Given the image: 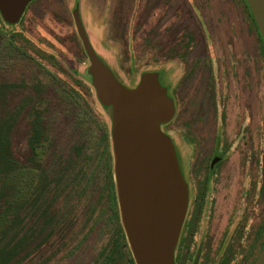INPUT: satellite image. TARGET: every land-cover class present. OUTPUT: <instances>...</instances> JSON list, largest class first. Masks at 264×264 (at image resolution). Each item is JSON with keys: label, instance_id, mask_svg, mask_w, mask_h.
<instances>
[{"label": "rangeland", "instance_id": "374dc122", "mask_svg": "<svg viewBox=\"0 0 264 264\" xmlns=\"http://www.w3.org/2000/svg\"><path fill=\"white\" fill-rule=\"evenodd\" d=\"M70 6L32 0L19 22L0 17V264H129L132 258L112 170L109 176L112 106L102 105L91 85L75 14L120 85L133 90L144 74L156 75L175 111L162 132L189 180L219 129L220 144L230 145L231 205L233 190L246 187L253 202L261 187L251 218L230 217L225 251L227 264H252L264 244V49L244 0H74ZM32 132L40 136L37 157L24 161ZM189 180L186 210L197 190ZM220 253L199 264H214Z\"/></svg>", "mask_w": 264, "mask_h": 264}, {"label": "water", "instance_id": "95a60500", "mask_svg": "<svg viewBox=\"0 0 264 264\" xmlns=\"http://www.w3.org/2000/svg\"><path fill=\"white\" fill-rule=\"evenodd\" d=\"M32 0H0V17L19 22ZM264 48V0H244ZM75 27L89 61L91 85L102 105H111L113 176L121 224L134 264H174V249L187 204L170 138L160 126L174 116V105L155 74L138 86L120 85L89 44L80 18ZM253 264H264V244Z\"/></svg>", "mask_w": 264, "mask_h": 264}, {"label": "flooded vegetation", "instance_id": "af4514ba", "mask_svg": "<svg viewBox=\"0 0 264 264\" xmlns=\"http://www.w3.org/2000/svg\"><path fill=\"white\" fill-rule=\"evenodd\" d=\"M67 5L68 4H66V6ZM71 17L73 20V26H74L73 28L81 44V49L83 50L82 43L80 41V38L77 33V29L75 27L74 16L71 15ZM53 31L55 30L47 31L48 37L52 38L55 44L58 45L61 50L66 51L63 45V39L60 38V36L57 37L58 38L57 39L56 36H54V34L52 33ZM259 43H260V48H263L260 37H259ZM51 53H54V56L52 57L59 56L56 51L52 50ZM83 53L87 58L84 50ZM212 65L211 68L213 71L214 68L212 67ZM212 76L214 77V74ZM221 121H222L221 117H218L219 125ZM180 130L182 131V128ZM162 131H164V133L167 132L166 129L164 128V125ZM180 137L183 138L182 135H180ZM220 139H221V132L219 133V129H217L214 136L213 147L212 150L209 152V155L206 156V158L204 157V154H201L199 157H197L199 159H197V164L191 171L192 174L191 180H189L186 175V171L185 168L183 167L179 152L176 153L177 163L183 181L186 182V184H187V180L191 181L192 185L195 183V185L197 186V190L193 196V201L191 202L190 206L187 207L186 214L180 229V233L177 238V242L174 249V255H173L174 264H190V262L192 261L191 258H193V263L196 264L202 262V258L205 259L212 258L214 260L216 256L215 254L216 251L219 252L221 251V253L224 252V255L222 256L221 259H219L221 255L220 253L218 257L219 260L215 263L227 264L228 260L225 255V251L230 243V230H229L230 221H231L230 217L233 216L237 219L240 218V215H242L246 218L247 216H250L251 218L252 215L251 212L254 211L255 207L257 206L256 204L260 202L261 199L260 196L262 194L261 187L255 189V200L253 202L251 200L252 192L245 187L244 188V190H246L245 192L244 190L240 191V189L238 188L236 190H233L234 199L232 201L233 205H231L232 191H231V185L229 184L230 178L229 177L227 178L228 174H230L229 171L230 166L227 163V159L230 156V145L229 143L226 145L224 142L220 144ZM204 158L206 159V163L202 165V160ZM243 170H244L243 173H247L246 169ZM259 177L261 176L259 175V171H258L256 172V178H255V182L258 185V187H259L258 184ZM241 182L243 183V185H245L244 180ZM259 212H261V210H259ZM225 215L227 216V219H226V223L224 224L223 219ZM258 217L259 216L257 215V218ZM250 226H252L251 221H248L246 224H244L243 227H245V232L248 233L251 232V230L249 229ZM221 227H222V231L221 233H219ZM260 227H261V222L255 228L256 233L259 231L260 234L261 232ZM262 247L263 245L261 246V249ZM190 249L192 250L191 251L192 255L189 251Z\"/></svg>", "mask_w": 264, "mask_h": 264}, {"label": "trees", "instance_id": "16d2710c", "mask_svg": "<svg viewBox=\"0 0 264 264\" xmlns=\"http://www.w3.org/2000/svg\"><path fill=\"white\" fill-rule=\"evenodd\" d=\"M245 3V2H244ZM250 14V13H249ZM250 18H251V15H250ZM251 20H252V18H251ZM253 21V20H252ZM262 47H263V45H262ZM264 49V48H263ZM32 114H28V117L29 116H31ZM31 120L29 119V122H30ZM12 127H13V125H11L9 128H8V130H7V134H8V137H7V140L5 141V145L7 146V147H9L10 146V143H11V140L9 141V138L11 137L10 136V132H11V129H12ZM108 136H109V133H104V135L101 137V140L103 141V142H107L108 141ZM39 139H40V136H39V132H38V134H35V132H32V134L30 135V137L27 139V142H26V148L27 149H29L30 151V153H29V156H26V158H25V160L24 161H28V160H30V159H36V157H37V153H38V147H39V145H40V141H39ZM9 155H12V154H10L9 153ZM109 158L111 159V155L109 156ZM111 168L109 169V176H111ZM98 201V200H97ZM99 202V201H98ZM95 205L96 204H94V206L92 207V211H93V209H94V207H95ZM128 263L129 264H134V262H133V259L132 258H129L128 259Z\"/></svg>", "mask_w": 264, "mask_h": 264}, {"label": "crops", "instance_id": "0c3cea01", "mask_svg": "<svg viewBox=\"0 0 264 264\" xmlns=\"http://www.w3.org/2000/svg\"><path fill=\"white\" fill-rule=\"evenodd\" d=\"M64 1H65L66 4H68V5H67V6H68L67 8H70V7H71L70 4H73V1H74V0H64ZM150 1H151V0H150ZM144 6L147 7L146 5H144ZM144 6H143V7H144ZM143 7H142V9H143ZM142 9H139V10H138L137 15H136V18H134V20H133V29H132L133 32L135 31V27H136L135 25H136V23H137V21H138V19H139V16L141 15ZM160 10H161V8H160ZM160 10H159V11H160ZM144 16L146 17V15H144ZM144 16H143V17H144ZM145 17H144V18H145ZM138 30H139V29H137L136 32H137ZM132 36H134L133 33H132ZM145 37H146V36H144V38H145ZM133 38H134V37H133ZM144 38H143V39H144Z\"/></svg>", "mask_w": 264, "mask_h": 264}]
</instances>
